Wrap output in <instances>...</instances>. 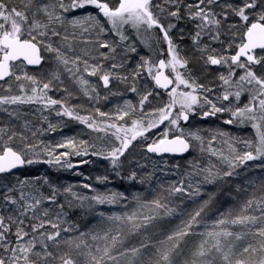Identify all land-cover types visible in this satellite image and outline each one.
Returning <instances> with one entry per match:
<instances>
[{
  "label": "snow or ice",
  "instance_id": "obj_1",
  "mask_svg": "<svg viewBox=\"0 0 264 264\" xmlns=\"http://www.w3.org/2000/svg\"><path fill=\"white\" fill-rule=\"evenodd\" d=\"M86 7L95 8L97 13H88L71 20H67L64 15ZM217 7L221 8V11H216ZM182 12L189 21L194 22L195 33L192 40L197 47L201 36L205 34H209L213 41H219L222 25L230 14L243 22L245 30L240 42L235 44L234 54H207L201 57L205 65L225 66L228 69L226 75L221 73L218 77L223 91L215 100L207 95L213 91L212 88L199 84L195 79L185 78L181 71H188V60L181 56L170 33L176 27L172 21L184 19ZM65 24L73 28L79 27L82 38L83 33L95 32L96 46L108 50L100 55L113 61L116 60L117 47L121 45L124 46L125 52L136 51L134 45L125 43L129 39L126 34L128 28L134 30L142 41L146 33L159 29L163 42L167 44V58L153 61L141 57V63H138L132 72V80L135 81L142 72H147L156 88L168 90V102L163 107L144 112V106L153 95L152 91L145 92L139 100L140 119H134L131 126H125L97 121L92 116H81L74 108L67 106L64 99L52 98L48 93L58 87L54 82L60 80L59 66H63L70 73L86 96L89 95V81L79 74L81 63L84 65V72L88 76H99L105 88L109 87L113 79L122 82L128 80V76H122L115 71L123 66V62L112 63L110 69L104 70L100 63L90 64L82 56L70 57L67 54L72 51V46L68 43L69 37L62 34L57 27H64ZM108 33L118 37V41L101 39ZM75 35L74 33L73 36ZM53 38H58L64 43H57ZM84 42L93 41L85 39ZM232 46L233 42L230 41L228 48ZM257 49L264 51V0H240L239 4H221V0H195L194 3L188 4H184L183 0H117L115 5L109 0H20L19 7H9L5 0H0V81L14 78L20 92L19 95L0 96V105H42L43 110H55L57 116L77 120L93 131L110 133L115 137L118 146L113 145L106 152L94 151L92 155L109 160L117 176L121 175V158L132 142L138 137H144L151 129L159 127L165 121L169 124L159 137L145 146L148 153L182 155L192 147L191 141L200 142L201 151H204L203 137L198 131L183 129L180 121H189L191 115H200L203 119L228 112L230 118L223 121L225 124H250L256 133L255 141H240L247 149L244 151H239L233 144L235 138L223 131H217L208 141L211 145L217 137L227 138L224 142L228 145V155L212 147L207 151L227 163L228 170L222 175L229 177L236 174L237 168L247 167L248 161L264 160V76L257 75L254 68L264 64V55H258ZM199 50L202 54L207 53L208 46ZM43 52L53 54L57 65V70L47 79L37 78L25 70L26 66L41 65L44 60ZM215 52L216 50L212 49V53ZM87 55L88 53L84 52V56ZM237 70H242L238 77ZM28 85L31 86L30 91ZM6 91H11V84H8ZM91 91L94 92L95 88L92 87ZM130 91L138 92V89L133 85ZM244 93L248 94V102L242 107L223 104L231 97L239 102ZM56 106H59V110H56ZM129 108L133 112L136 111L130 102L125 101V109ZM0 111L7 109L0 108ZM96 113L100 117L109 116L99 109H96ZM15 114L9 112V115ZM128 115L127 110L118 108L115 118L123 120ZM44 119L47 120V117ZM49 129L55 131L56 125L49 124ZM173 131L179 134L170 136ZM8 132L7 127H0V176L11 174L14 169L25 165L40 162L29 158L30 153L33 156L39 155L35 152L37 145L24 143L23 148L18 150L12 144L16 133L13 131L9 135ZM21 139L25 138L22 136ZM55 147L67 148L71 152L65 151L53 156V152L48 149L45 154L50 159L43 162L59 165L63 157V165L72 168L73 165L67 157L70 154L86 156L89 154L88 148L94 146L89 145L87 141L77 143L74 139H66ZM190 163L195 172L188 175L204 174V181L207 183L221 177L218 170L213 171L215 166L205 169L199 168L194 162ZM97 179L105 182L108 177ZM126 179L135 181L137 173L132 171ZM38 180L39 178L17 177L13 184L0 182V264H177V257H185L181 264H264V183L260 185V196L253 194L241 202L238 208L220 213L210 230L199 233L202 238L186 256L182 244L185 237L194 234V228L201 223L208 201L189 213L188 218L158 244H153L150 237H145L137 244L126 243L129 236L138 234L141 229L157 219L160 210L166 216L176 212V208L169 207L166 201L169 197L186 191L184 180L179 184L170 185L166 189L167 197L158 193L151 201L141 202L140 196L134 195L133 200L138 209L130 213L106 215L99 212L100 225L88 232H80L75 238H63L61 235L62 232H71L73 229L71 226H63L67 222L63 220L66 215L64 205L57 204V197L61 195L60 189L50 185L51 194L46 195L41 187L37 186ZM140 182L144 183V180L141 179ZM44 183H48L47 178H44ZM83 187L95 194L81 195L73 191L71 185L63 188V193L72 197L67 200L69 207L76 206L73 202L79 201V207L93 210L95 205H112L127 199L122 192H100L89 184H84ZM187 187L192 188L193 185L189 183ZM238 191L247 189L238 188ZM193 194H198V189L190 193ZM45 202L57 205L59 210L54 216L52 209L43 207ZM142 209H148L149 214L145 215ZM105 221L109 223L105 225ZM237 228L238 231L235 230ZM248 236L253 237L256 243H239ZM89 237L94 243L88 242ZM62 245L67 247V251H61ZM52 248L57 251H51ZM150 248L154 250L150 255H146Z\"/></svg>",
  "mask_w": 264,
  "mask_h": 264
},
{
  "label": "rangeland",
  "instance_id": "obj_2",
  "mask_svg": "<svg viewBox=\"0 0 264 264\" xmlns=\"http://www.w3.org/2000/svg\"><path fill=\"white\" fill-rule=\"evenodd\" d=\"M41 2H48V0H41ZM109 2L113 5L117 3V0H109ZM156 2H160V0H156ZM195 0H183L184 4L194 3ZM5 3L8 4L9 7H19L20 0H5ZM232 3L239 4L240 0H221V4ZM216 11H221V8L217 7ZM92 13L96 14L97 10L92 7H86L84 9H78L73 12L65 13V17L67 20H71L74 17H80L85 14ZM184 19L179 21H175L176 27L171 30L170 35L172 36L175 44L178 46L180 50L181 56L185 57L188 60V71L181 70L185 78L195 79L199 84L205 85L206 87H210L213 89L211 93L207 95L210 96L213 100L218 97L223 89L221 87V81L218 79L221 73L227 74L228 69L225 66H213V65H205L204 59H202V55L207 54H224L231 55L234 54L235 44L240 42L243 31L245 30L243 27V22L239 20L238 17L233 15H229V18L221 28V36L219 41H213L211 36L204 37L201 36L199 40V47L193 44L192 36L195 33L194 22L189 21L185 13L182 12ZM103 20V18H100ZM222 19V17H221ZM251 22V21H250ZM106 23V22H105ZM235 25V27H230ZM59 31L62 34H67L69 37L68 43L72 46V51L67 52V54L75 58V56H82L83 59H87L90 64L100 63L103 66L104 70H108L111 68L112 63L120 64L123 62V66L115 69L117 73L122 76H128L127 82H122L119 79H113L108 88H105L103 82L99 80V76H88L86 72H84V65L81 63L80 67V75H83L85 79L89 81V95H84L83 90L80 85L72 79L70 73L66 71L63 66H59L58 71L60 73V80L55 81L54 83L58 85L57 88H53L48 94L55 99H64L66 101L67 106L72 107L75 111L81 116H92L97 121H104L106 123H117L124 124L125 126H131V122L134 119H140V106L139 100L141 96L147 92L152 91L153 95L149 97V102L144 106V112H150L151 110L159 107H163L169 100L167 92L164 94L160 92L158 88L155 87L154 82L148 76L147 72H142L141 75L135 80H132V72L136 68L138 63H141V57L149 58V54L146 53L149 48L147 46L143 49L141 46V39L137 37L134 30L131 28L127 29L126 34L129 39L126 41V44L134 45L136 48L135 52L127 51L125 52V48L123 45L117 47L116 50V60L113 61L111 59H104L100 53L107 52V49L98 48L95 44L96 34L95 32L83 33V38L81 37V30L79 27L73 28L69 24H65L64 27H59ZM183 30V31H182ZM98 31V29H97ZM76 34L73 36V34ZM149 34L154 36V39H157L159 44L158 53L162 55V58H167V44L162 40V34H160L159 29L152 30L151 33H146L144 37L145 40L149 39ZM156 34V36H155ZM183 36V39H181ZM85 39H91V43H85ZM101 39H105L108 41L117 40L118 37L114 36L111 33H108L101 37ZM53 40L57 43H64L58 38H53ZM233 42V46L228 48V43ZM145 42V41H144ZM204 46H208L207 53L202 54L199 48H203ZM147 48V49H146ZM212 49H215L216 52L212 53ZM227 49L225 52L224 50ZM84 52H87L88 55L84 56ZM258 55H264V53H257ZM44 56V65L37 69H28L25 70L30 75H35L37 78L43 77L44 79L50 78V74L57 70V65L55 60L53 59V54L48 52H43ZM71 67V65H69ZM257 75L264 76V64L254 66ZM19 72V69H17ZM170 75V73H168ZM242 74V70H237L236 76ZM27 84V82H25ZM8 84H11V91H6ZM135 86L138 89V92L130 91L132 86ZM30 91V85H28ZM94 87L95 91H91V88ZM183 88V85H181ZM66 89V91H65ZM71 93V95H69ZM158 93V94H157ZM18 84L14 78H10L7 81L0 82V96H8V95H19ZM125 101H128L133 105L136 109L135 112L132 109H125ZM248 102V94H242L239 102L235 100L234 97H231L229 101H224L223 104L225 106H243ZM0 108L7 109V111H0V127H7L9 129L8 134L10 135L13 131L16 133L12 144L18 150L23 148L24 143L35 144L37 148L35 152L39 155L33 156L31 153L29 154V158L36 159L40 162L34 163L32 165H25L27 167L24 169L22 174H16L10 179L0 178V182L13 184L16 181V178L19 179H33L39 178L37 181V186L41 187V190L46 194H51V186H55L61 191V195L57 197V204H63L65 208L69 209L70 207L67 204V200L72 199V197L68 194L63 193V188L68 187L69 185L73 186V191L85 196H91L95 194L87 188H84V184H89L97 191L106 192V191H116L112 186L108 184L112 179L108 176L114 175L115 172L112 169L110 161L104 159L99 155H92L95 152H106L110 150L113 145L118 146V142L115 140V137L110 133L105 134L103 132L93 131L88 128L86 124H81L77 120L70 119L66 116H57L55 114V110H43L42 105L38 104H24V105H0ZM124 109L129 112V115L124 117L123 120H116L117 109ZM96 109H99L101 112L108 113L109 116L100 117L96 113ZM56 110H59V106H56ZM9 112L16 113L15 115H9ZM47 117V120L44 119ZM110 117V118H109ZM230 118V113H218L216 116H210L207 118H201L200 115H191L189 123L184 125L180 121V126L186 131H198L199 135L204 139V151H201V145L198 141H191L192 147L189 157H185V162L182 165L173 164H160L158 168H169L175 169V172H178V169H183L186 175L187 183H191L193 185L192 188H188L185 185L186 191L184 193L176 194L172 196L173 202L169 205V207L176 208V212L170 216L162 215L157 219L153 220L151 224H156L158 222L163 223V221H167L169 225H171L174 221H172L176 216L187 217L189 213L194 212L198 209L205 201H208V205L205 208L204 213L202 214V221L199 225L194 228V234H190L185 237L183 248L185 250V254L187 256L188 251L197 244L202 238L199 233L205 232L206 230H210L213 222L219 217L220 213L226 212L229 209L238 208L240 203L245 199L249 198L253 194L257 197L261 195L260 185L264 183V167L260 165H264V160H256V161H248L247 167L241 166L237 168L236 174L229 177H224L222 173L228 170V165L225 162H222L217 156L211 155L207 149L212 147L215 150L222 151L225 155L229 154L228 145L224 142L226 137H217L215 141L212 142L211 145L208 144V141L212 139V136L217 131H223L229 134L230 137L235 138L233 141L234 146L239 151L247 150L243 143L240 141L243 140H252L255 141L256 133L255 130L249 124L239 125V124H225L223 121ZM49 124L56 125V130L52 131L49 129ZM169 127L167 121L163 124L159 125V127L151 129L149 132L145 133L144 137H138L136 140L132 142L129 149L126 151L125 155L121 158L122 169H131L130 166L132 164L140 161L146 152V145L152 143L157 137H159L166 128ZM112 130H110L111 132ZM173 131L170 133L171 135H178ZM25 139L22 140L21 137ZM5 139L7 137L5 136ZM66 139H74L77 143L79 141H87L89 145L94 147H89V154L86 156H77L75 154H70L67 159L73 165L72 168H67L63 165V157L61 158L62 163L57 164H48L44 163L50 159L48 155L45 154L46 150L50 149L53 152V156H57L62 152L68 151L71 152L70 149L67 148H57L55 147L58 143L64 142ZM149 155V154H148ZM151 156V155H150ZM82 161H88V163H82ZM194 162L199 168H208L209 166H215L213 171H219L221 177L213 181V183H207L204 181V174L201 175H188L189 173H194L195 170L192 167V163ZM90 172V174H88ZM31 173L35 176H27ZM107 176L108 180L105 182L98 181V177ZM44 178H47L48 183H44ZM254 182V186H253ZM108 185V186H107ZM234 185V187H232ZM211 187L213 192L215 193L220 201H214L213 196L211 198L206 199H198L196 201V194L190 195L191 192H196L203 190V195H205V191L208 192V188ZM202 188V189H201ZM239 189H247V191H238ZM210 189V188H209ZM233 191V192H232ZM184 194V199H182V195ZM232 194V195H231ZM67 197V199H66ZM235 199V200H234ZM196 201V202H195ZM76 206L79 207V201L73 202ZM174 203V204H173ZM182 203V204H181ZM108 206V204H105ZM105 205H95L94 210L89 211L87 208H81L78 212L79 214L86 213L89 211V215L91 218H87L84 229H81L82 232H88L91 230V227H95L94 223L101 222V218L98 215L99 212H103V207ZM43 207H48L52 209L53 216L56 211H58L57 205H52L47 202L43 204ZM190 207L194 209L190 212ZM73 208V207H72ZM188 208V210H187ZM145 215L149 214V210L143 211ZM146 212V213H145ZM96 214V215H95ZM258 214V213H257ZM174 215V216H173ZM93 218V222L89 224L90 219ZM77 219V217H76ZM63 220H66V217H63ZM96 221V222H95ZM107 222L105 221L104 224ZM65 223L63 226H65ZM149 224V225H151ZM149 225L146 228H149ZM170 227V226H169ZM168 228V227H167ZM142 230H145L142 229ZM235 230H239L238 228ZM170 232V230H169ZM171 233V232H170ZM136 239L142 236L136 235ZM133 236H129L126 240L128 245H131V242H134L132 239ZM90 238V237H89ZM87 238V239H89ZM134 238V237H133ZM256 243L253 237L248 236L244 240L240 241L241 244L246 243ZM90 243V242H89ZM91 243H94L91 241ZM53 252L57 250L52 248ZM61 251H67V247L62 245ZM148 255V253L146 254ZM182 258V257H181ZM180 258V259H181ZM185 258V257H184ZM179 264L180 261L177 257ZM58 264V262H56Z\"/></svg>",
  "mask_w": 264,
  "mask_h": 264
},
{
  "label": "trees",
  "instance_id": "obj_3",
  "mask_svg": "<svg viewBox=\"0 0 264 264\" xmlns=\"http://www.w3.org/2000/svg\"><path fill=\"white\" fill-rule=\"evenodd\" d=\"M168 21L166 20L165 23H167ZM172 23H175V21L173 20ZM156 36V34H155ZM204 37H208L210 36L209 34H205L203 35ZM146 37H144L143 41H141V46L143 47V49L147 46L148 51H146V53L149 54V57H152L151 60L153 61H157L158 59L162 58L163 56L160 55L158 52V48H159V44L157 42V39H154V36L152 34H149V39L145 40ZM145 41V42H144ZM146 48V49H147ZM161 93H165L163 91H160ZM249 124H247L248 126ZM144 157L140 160L137 161V163L132 164L131 169H122L120 170L121 175L117 176L116 174L114 175H108L112 181H110V183L108 184L109 186H112L113 189L116 190V192H122L125 194V196L127 197L126 200L121 201L120 203L117 204H112V205H108V206H104L103 207V213H105L106 215H112V214H124L126 212H131L134 209H138V205L135 202V200H133V196L134 195H139L141 198V202H146V201H151L153 198H155L157 196L158 193L163 194L164 196L167 197V191L166 189L172 185V184H179V182L181 180H184V186L187 185V181H186V175L183 171V169H178V172H175V169H169V168H158L160 167V164H169V165H173V164H177V165H182L183 162L186 161V159L184 158H180V159H176V158H172V157H157V156H153V155H148L143 153ZM190 155H188L187 157H189ZM142 166V167H141ZM27 167H24V169H26ZM21 170L15 174L12 175H7V176H0V178H4V179H10L11 177H13L16 174H22V172L24 171ZM135 171L137 173V179L135 181H130L128 179H126V177L132 172ZM88 174H90V172H88ZM29 176H35L34 174L31 175V173ZM141 179L144 180V183H141ZM38 185V184H37ZM107 185V186H108ZM202 189V188H201ZM208 191H212L211 189H207ZM195 192V191H194ZM193 193V192H191ZM203 193V190L198 191V194H196V201L198 199H206V195L201 194ZM184 194L182 195V199H184ZM195 201V202H196ZM169 205L172 204L173 199L172 197H169L168 200L166 201ZM174 204V203H173ZM182 204V203H181ZM194 209L190 207V212L191 210ZM80 207H70L69 209L64 207V211L66 213L65 217H66V222L67 224L65 225V227L71 226L73 231L71 232H67L64 233L62 232L61 235L63 238H75L78 237L80 232H82L81 229H84V225L86 222L87 218H91V216L89 215V210L86 215L84 213L79 214L78 212L80 211ZM94 210V209H93ZM148 209H142L141 211H146ZM188 210V208H187ZM146 213V212H145ZM161 213H163L162 210H160V215L159 217L162 215ZM96 215V214H95ZM174 216V215H173ZM77 217V219H76ZM87 217V218H86ZM187 217H183V216H176L172 221H174L171 225H169V223H167V221L163 222V223H156V224H151L149 225V227H151V230H149V232L146 233H142L141 237H138V239H136L135 237H137L135 235H133L132 239L134 241V243H138L140 240L144 239L145 237H150L151 241L153 244H158L159 241L161 240H165L166 236L171 234L179 225H181V222L186 220ZM92 222L95 220L90 219ZM156 221V220H155ZM91 222V225H93ZM96 222V221H95ZM107 222V221H106ZM109 222H107L106 224H108ZM84 224V225H83ZM95 227L97 228L99 226V223H94ZM105 224V225H106ZM170 226V227H169ZM168 227V228H167ZM94 227H91V230H93ZM49 231H51V229H48ZM170 230V232H169ZM14 231V229H13ZM30 231V229H29ZM141 234V233H140ZM139 235V233H138ZM14 239V237H13ZM129 239V238H128ZM127 239V240H128ZM88 242L91 243V239H88ZM133 243V242H131ZM130 243V244H131ZM128 244V243H127ZM183 246V244H182ZM39 250V249H37ZM51 251H53V249H50ZM154 249H149L148 250V255L151 254V252ZM179 260H183L184 257H178ZM181 258V259H180ZM178 262V259H177ZM182 261L179 262V264H181Z\"/></svg>",
  "mask_w": 264,
  "mask_h": 264
},
{
  "label": "water",
  "instance_id": "obj_4",
  "mask_svg": "<svg viewBox=\"0 0 264 264\" xmlns=\"http://www.w3.org/2000/svg\"><path fill=\"white\" fill-rule=\"evenodd\" d=\"M256 51H260V50L257 49ZM43 64H44V60L42 61L41 65H38V66H26V67H27L28 69L37 70V69L41 68V67L43 66ZM166 74H167V73H166ZM0 82H2V81H0ZM160 90L167 91V90H165V89H160ZM182 123H183V124H187L188 121H187V122L182 121ZM190 152H191V147L189 148V150H188L187 152L183 153L182 155H176V154H161V155H157V154H155V153H148V152H147V153H148L149 155H155V156H158V157L169 156V157H174V158H183V157L188 156V155L190 154ZM23 168H24V166H23V167H20V168H17V169H14V170L12 171L11 174H3V175H12V174H14V173H16V172L21 171Z\"/></svg>",
  "mask_w": 264,
  "mask_h": 264
},
{
  "label": "bare ground",
  "instance_id": "obj_5",
  "mask_svg": "<svg viewBox=\"0 0 264 264\" xmlns=\"http://www.w3.org/2000/svg\"><path fill=\"white\" fill-rule=\"evenodd\" d=\"M260 53H264V51H259ZM158 61V60H157ZM168 74V73H167ZM160 90V89H159ZM160 91H163V90H160ZM168 91V90H167ZM167 91H163V92H167ZM213 183V182H212ZM234 187V185L232 186ZM211 190H213L211 187H209ZM233 192V191H232ZM205 195L207 198H211L213 196V198H216V199H213L214 201H220V199H218V197L220 196H216L215 193L213 191H205ZM232 195V194H231ZM235 200V199H234ZM87 222V221H86ZM92 221L89 222V224H91ZM164 222V221H163ZM158 223H161V222H158ZM144 229V228H143ZM149 230H151V227L149 228H145V230H140L139 233H146V232H149ZM131 244H137L136 242L134 243H131Z\"/></svg>",
  "mask_w": 264,
  "mask_h": 264
},
{
  "label": "flooded vegetation",
  "instance_id": "obj_6",
  "mask_svg": "<svg viewBox=\"0 0 264 264\" xmlns=\"http://www.w3.org/2000/svg\"><path fill=\"white\" fill-rule=\"evenodd\" d=\"M235 52V51H234ZM260 53V52H259Z\"/></svg>",
  "mask_w": 264,
  "mask_h": 264
}]
</instances>
